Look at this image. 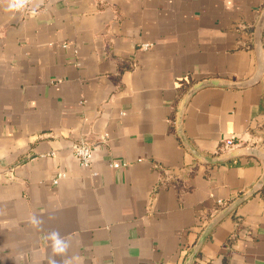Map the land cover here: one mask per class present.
Wrapping results in <instances>:
<instances>
[{"label": "crops", "instance_id": "0c3cea01", "mask_svg": "<svg viewBox=\"0 0 264 264\" xmlns=\"http://www.w3.org/2000/svg\"><path fill=\"white\" fill-rule=\"evenodd\" d=\"M8 7L0 264H264V0Z\"/></svg>", "mask_w": 264, "mask_h": 264}, {"label": "clouds", "instance_id": "9594fccd", "mask_svg": "<svg viewBox=\"0 0 264 264\" xmlns=\"http://www.w3.org/2000/svg\"><path fill=\"white\" fill-rule=\"evenodd\" d=\"M30 0H9V7L8 10L16 11L21 10L25 8L26 4H28ZM37 13L35 9L32 10V15L35 16ZM33 223H39L33 218ZM52 242V252L53 256L49 257L48 264H57V261L55 260V255H63L67 252L69 248V242L65 240L63 237H61L60 233L58 231H51L48 234L47 237ZM76 260L79 261V264H82V258L81 257H74ZM64 264H70L69 259H66L64 261Z\"/></svg>", "mask_w": 264, "mask_h": 264}, {"label": "built area", "instance_id": "2783aa9c", "mask_svg": "<svg viewBox=\"0 0 264 264\" xmlns=\"http://www.w3.org/2000/svg\"><path fill=\"white\" fill-rule=\"evenodd\" d=\"M33 0H30V2L28 4H26L25 8L29 7V5L31 4ZM24 8V9H25ZM144 46H147V44H145ZM236 141L234 140L233 137H229L224 139L223 144L224 146L228 147L231 146L233 144H235ZM93 151H94V147L91 145H87L85 143H74L71 145V152L72 155L75 157V159L77 160V162L79 163V165L81 166H88L91 162L92 159V155H93ZM124 163H117V162H112L111 165L113 167H119L120 165H123ZM57 176H61V174L57 175ZM56 178L53 179V182H56Z\"/></svg>", "mask_w": 264, "mask_h": 264}, {"label": "water", "instance_id": "95a60500", "mask_svg": "<svg viewBox=\"0 0 264 264\" xmlns=\"http://www.w3.org/2000/svg\"><path fill=\"white\" fill-rule=\"evenodd\" d=\"M195 89L194 88H191L189 90V93H192ZM245 152H248V153H251V154H256L258 153V150L252 148V147H245L243 149ZM264 183V178H259L258 181L255 183L254 185V188H252L250 190V193L253 192L255 189H258L260 188ZM249 191H246L244 193H242L241 195H239L236 199H234L232 202H230V204H228L225 208H224V212L221 216H224L225 214L229 213L232 211V209L237 205L239 204L241 201H243L244 199H246L248 196H249ZM221 217H217V218H214L213 220L209 221V223L207 224V226L205 227V229L203 230L204 232V235H206L210 230L211 228L214 226V224L220 220ZM202 238L201 237L198 242L196 243V248H198V246L200 245L201 241H202Z\"/></svg>", "mask_w": 264, "mask_h": 264}]
</instances>
